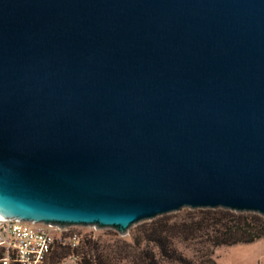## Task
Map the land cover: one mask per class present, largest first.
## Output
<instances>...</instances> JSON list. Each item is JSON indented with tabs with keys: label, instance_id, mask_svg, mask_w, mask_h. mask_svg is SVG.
Here are the masks:
<instances>
[{
	"label": "water",
	"instance_id": "obj_1",
	"mask_svg": "<svg viewBox=\"0 0 264 264\" xmlns=\"http://www.w3.org/2000/svg\"><path fill=\"white\" fill-rule=\"evenodd\" d=\"M264 217V0H0V215L115 229Z\"/></svg>",
	"mask_w": 264,
	"mask_h": 264
},
{
	"label": "trees",
	"instance_id": "obj_2",
	"mask_svg": "<svg viewBox=\"0 0 264 264\" xmlns=\"http://www.w3.org/2000/svg\"><path fill=\"white\" fill-rule=\"evenodd\" d=\"M261 239L264 217L259 214L196 209L183 216L156 218L129 240L85 236L74 250L54 248L44 264H61L71 254L80 258L78 264H217L213 258L217 248Z\"/></svg>",
	"mask_w": 264,
	"mask_h": 264
},
{
	"label": "built area",
	"instance_id": "obj_3",
	"mask_svg": "<svg viewBox=\"0 0 264 264\" xmlns=\"http://www.w3.org/2000/svg\"><path fill=\"white\" fill-rule=\"evenodd\" d=\"M50 224L5 219L0 215V264H44L56 247L78 248L77 235ZM78 264L80 258L72 257Z\"/></svg>",
	"mask_w": 264,
	"mask_h": 264
},
{
	"label": "rangeland",
	"instance_id": "obj_4",
	"mask_svg": "<svg viewBox=\"0 0 264 264\" xmlns=\"http://www.w3.org/2000/svg\"><path fill=\"white\" fill-rule=\"evenodd\" d=\"M192 210L193 209L187 208L166 216H183ZM152 221L146 220L140 222L139 224L132 227V229H130L125 236H120L118 232L115 231V229L99 230L96 227L73 226L66 230H68L67 235H77L80 240H83L85 236L89 235L98 239H106L110 235H115L119 238L129 240L144 224H149ZM73 255L74 254H71L70 257L64 259L61 264H74L72 259ZM185 255L188 257L191 256L190 251H185ZM213 258L217 264H264V240L261 239L249 245L241 244L233 247H219L215 250Z\"/></svg>",
	"mask_w": 264,
	"mask_h": 264
}]
</instances>
